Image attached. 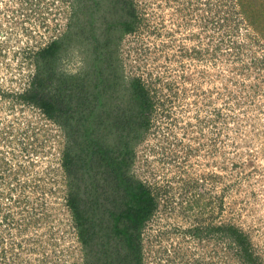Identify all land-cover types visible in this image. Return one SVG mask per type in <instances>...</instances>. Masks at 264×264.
<instances>
[{"label":"rangeland","instance_id":"374dc122","mask_svg":"<svg viewBox=\"0 0 264 264\" xmlns=\"http://www.w3.org/2000/svg\"><path fill=\"white\" fill-rule=\"evenodd\" d=\"M249 1L132 0L117 73L140 77L152 101L132 166L157 198L140 228L143 264H264V0ZM82 2L0 0V264L84 262L63 131L19 96L36 52L114 0ZM72 44L57 60L66 72L89 59Z\"/></svg>","mask_w":264,"mask_h":264},{"label":"trees","instance_id":"16d2710c","mask_svg":"<svg viewBox=\"0 0 264 264\" xmlns=\"http://www.w3.org/2000/svg\"><path fill=\"white\" fill-rule=\"evenodd\" d=\"M243 1L249 11L253 5ZM82 4L94 8L93 0ZM109 9L111 14L101 15L99 22L79 19L77 29L68 23L40 48L30 85L19 96L63 131L65 202L81 242L83 264H143L140 228L157 198L132 166L152 101L140 77L117 73L120 38L136 18L132 0H114ZM73 42L82 44L89 59L80 70L66 72L57 60ZM228 227L232 240L243 243L241 232ZM243 249L248 250L245 245Z\"/></svg>","mask_w":264,"mask_h":264}]
</instances>
